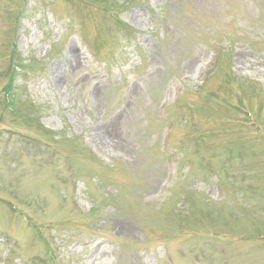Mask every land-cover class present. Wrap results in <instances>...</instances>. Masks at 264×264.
Instances as JSON below:
<instances>
[{
  "label": "rangeland",
  "instance_id": "1",
  "mask_svg": "<svg viewBox=\"0 0 264 264\" xmlns=\"http://www.w3.org/2000/svg\"><path fill=\"white\" fill-rule=\"evenodd\" d=\"M0 264H264V0H0Z\"/></svg>",
  "mask_w": 264,
  "mask_h": 264
},
{
  "label": "trees",
  "instance_id": "2",
  "mask_svg": "<svg viewBox=\"0 0 264 264\" xmlns=\"http://www.w3.org/2000/svg\"><path fill=\"white\" fill-rule=\"evenodd\" d=\"M14 74L18 76V75H19V72L15 69V70H14ZM11 89H13L11 85H7V86H6V90H7L8 92H10ZM12 95H13V93H12ZM12 97H13V96H12Z\"/></svg>",
  "mask_w": 264,
  "mask_h": 264
}]
</instances>
